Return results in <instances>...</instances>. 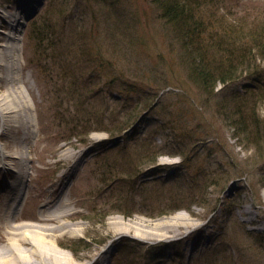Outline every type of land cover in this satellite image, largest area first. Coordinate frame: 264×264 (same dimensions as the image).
Here are the masks:
<instances>
[{"label":"rangeland","instance_id":"obj_1","mask_svg":"<svg viewBox=\"0 0 264 264\" xmlns=\"http://www.w3.org/2000/svg\"><path fill=\"white\" fill-rule=\"evenodd\" d=\"M18 3L0 0L4 46L13 34L7 21L19 12ZM210 9L220 21L245 20L249 27L264 28V0H214ZM29 18L21 42L16 40L23 87L11 80L26 93L29 117L11 115L4 122L0 117V154L26 153L29 174L18 191L26 190L24 215L32 211L39 220L60 195V175L66 173V182L72 175L68 204L77 212L62 220L63 228L60 221L37 222L53 228L50 246L64 252L56 256L70 264H264V151L234 138L216 110L217 100L229 99V93L264 85L259 76L264 61H252L257 67L219 85L217 95L206 99L190 80L179 40L153 0H43ZM42 34L52 42L43 41ZM80 46L91 48L92 55L77 51ZM4 76L0 69L1 97L8 88ZM155 94L160 103L141 112L139 120H149L133 135L107 132L146 109ZM259 117L264 123L263 110ZM189 131L200 153L195 162H184L180 175L175 166L165 182L147 179L145 172L169 160L140 166L145 162L140 156L156 150L158 158L169 154L180 158L173 162L183 161L168 134L183 138ZM88 146L81 165L63 158L70 151L82 160ZM4 158L1 218L18 192L7 170L17 164ZM146 179L151 183H142ZM31 218L15 224L36 222ZM0 241L8 248L9 239ZM50 259L37 256L34 264H52Z\"/></svg>","mask_w":264,"mask_h":264},{"label":"trees","instance_id":"obj_2","mask_svg":"<svg viewBox=\"0 0 264 264\" xmlns=\"http://www.w3.org/2000/svg\"><path fill=\"white\" fill-rule=\"evenodd\" d=\"M153 3L160 11L161 19L179 40L181 59L184 60L183 66L189 72L190 80L198 88L202 97L210 99L216 96L219 85H225L237 75L257 67L252 65V61L257 62L258 59L264 61V28L249 27V22L245 20L239 24L220 21L215 12L210 9L214 0H153ZM40 36L43 41L52 42L49 34ZM47 36L48 38H45ZM51 47L56 48V45L51 43ZM62 47L65 48L64 41ZM90 49L80 46L77 51L85 53L90 51L92 55ZM260 75L264 80V70L259 71ZM256 86L258 87L253 88V85L244 87L243 93L233 91L229 93L230 98L225 101L217 100L216 110L217 114L227 121L228 127L234 131V138L239 141L243 138L262 153L264 151V128L262 127L264 126L260 127L259 124L264 125V123L260 120L259 114L260 110L264 112V85L258 82ZM136 90L137 88L134 87V91ZM157 98L158 95L155 94L151 102L147 104V108L140 109V112H137V115L129 122L126 121L123 127L115 125V128L108 129L107 132L114 135L123 133L134 124V120L143 110L149 108L154 110L152 107L160 103ZM259 135L262 137L258 138ZM168 136L171 137L170 144L185 157V164H193L200 154L195 147L197 143L194 133L190 131L183 133V138L176 137L173 133L172 136L171 133ZM158 154L156 150H150L149 156L143 157L142 154L140 159L145 162L139 165L155 163L158 160ZM210 185L208 184L207 187Z\"/></svg>","mask_w":264,"mask_h":264},{"label":"bare ground","instance_id":"obj_3","mask_svg":"<svg viewBox=\"0 0 264 264\" xmlns=\"http://www.w3.org/2000/svg\"><path fill=\"white\" fill-rule=\"evenodd\" d=\"M42 1L43 0H19V12L13 14L11 16L12 19L7 21L12 29L13 34L8 35V41L5 46L0 44V46L3 47V50L0 51V69L5 72L4 81L8 80L7 92L3 94L2 97L0 96V117L2 122L6 120V117H11V115L15 119L18 118L20 120H24L25 116L29 117L27 112L28 101H26V93L22 88L17 86L12 87L11 80L19 81L22 86V78L19 73V67L21 68V66L18 58L21 46L17 44L16 40L18 39L19 42H21V35L23 32V27L25 26V22L28 20L31 11L35 10L37 6L42 3ZM4 22L7 24L5 20ZM4 22L2 23V26H4ZM2 40L3 38L0 35V41ZM24 138L27 139V136L23 135L22 139ZM87 151L88 149L82 151V160L79 158L81 156L76 158L77 154L74 155V153L70 151L66 152L63 155V158L67 160L71 158L76 159V163L81 165L86 160L84 156H86ZM4 157L15 160L17 164L16 166L18 168L16 170L12 166L7 168V170L10 172V176H13L17 181L16 188L14 190L16 192L18 191L19 181L29 174V167L26 163L28 162V158H26V153L23 151L19 156L0 154V162L1 160H7ZM65 174L66 173H62L60 175V177H62L61 181L57 183L60 195L54 200L49 209L43 210L41 212L42 217L40 220V217L34 216L32 211L27 212V215H24L25 210H23V206H25L24 202L26 199V190H22L20 188L16 193L17 197L15 200H13L14 204L9 203L8 205V214H5L3 218L0 217V223L2 226V228L0 227V230L3 232L0 239L2 242H6L9 239V245L7 246L8 248H6V245L0 246V264H34V258L37 256H43L44 254H48V256L52 258V260L50 259L48 261L52 262V264H70L68 263L67 259H60L56 256L58 253L64 254L63 251H55L50 246L53 245L52 241L54 238H56L55 234H52L54 232L53 228H50L49 226L47 227V225L38 224L39 221L42 223L60 221L61 223L62 220H65L73 213L77 212L74 211V207H70L68 204L69 199L67 188L71 182V178L69 177L66 182L65 179H63ZM247 212L249 211L247 210ZM29 216L33 217L31 218V221L36 222H21L18 225L15 224V222H17L16 220L19 218L27 219ZM63 223L68 226V221ZM60 226L63 228L62 223ZM75 232L76 230L73 229L72 233ZM6 233L8 236L7 238H4ZM24 247L29 248L24 249Z\"/></svg>","mask_w":264,"mask_h":264}]
</instances>
